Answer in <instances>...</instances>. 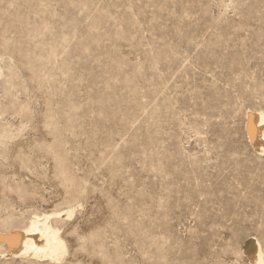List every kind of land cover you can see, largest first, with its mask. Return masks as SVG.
Returning a JSON list of instances; mask_svg holds the SVG:
<instances>
[{"label":"rangeland","instance_id":"1","mask_svg":"<svg viewBox=\"0 0 264 264\" xmlns=\"http://www.w3.org/2000/svg\"><path fill=\"white\" fill-rule=\"evenodd\" d=\"M249 111L264 0H0V233L72 207L63 264H250V237L264 258Z\"/></svg>","mask_w":264,"mask_h":264},{"label":"bare ground","instance_id":"2","mask_svg":"<svg viewBox=\"0 0 264 264\" xmlns=\"http://www.w3.org/2000/svg\"><path fill=\"white\" fill-rule=\"evenodd\" d=\"M246 117V131L249 136L250 142L253 148H255L254 150H257V152H259L258 154L264 155V111H249L247 112ZM75 214L76 209L70 207L61 210L59 213L51 212L42 213L38 216L33 215L34 217L32 216L33 218L31 217L32 219H29L30 222H28V226L26 225V227H23L22 230H15L10 234H3L4 232L0 233V240L5 242L10 249L16 250V253L14 252L15 254L25 256L24 259L26 257H42L46 259V263L48 261L52 264H63L62 261L66 260L70 255H68V245L66 241L61 237L62 235H60L61 229H59V232L56 226H53L51 220L54 217H62L67 218V220H71ZM4 229H2V231H4ZM13 229L11 231H13ZM244 253L248 257V261L250 264H264L261 246L255 237H250L246 240ZM11 258L13 259V257Z\"/></svg>","mask_w":264,"mask_h":264}]
</instances>
